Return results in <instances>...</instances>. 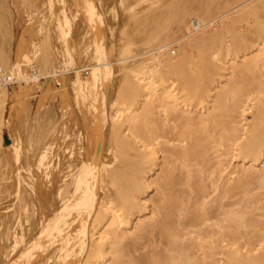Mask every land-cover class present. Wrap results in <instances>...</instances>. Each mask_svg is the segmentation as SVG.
Returning a JSON list of instances; mask_svg holds the SVG:
<instances>
[{
  "label": "bare ground",
  "instance_id": "1",
  "mask_svg": "<svg viewBox=\"0 0 264 264\" xmlns=\"http://www.w3.org/2000/svg\"><path fill=\"white\" fill-rule=\"evenodd\" d=\"M246 72L248 94L236 90ZM0 76V264H123L143 229L168 264H200L210 224H178L170 167L187 177L216 158L235 176L233 151L240 176L264 185V0H0ZM223 258L264 264V245Z\"/></svg>",
  "mask_w": 264,
  "mask_h": 264
},
{
  "label": "rangeland",
  "instance_id": "2",
  "mask_svg": "<svg viewBox=\"0 0 264 264\" xmlns=\"http://www.w3.org/2000/svg\"><path fill=\"white\" fill-rule=\"evenodd\" d=\"M231 6H234V4L228 6L227 9L231 8ZM216 14L218 13H215L214 11L213 16ZM174 48V46L169 47V50H171V53L169 52V54L171 56H176L178 53L176 48ZM173 50H175V54L173 53ZM249 50L250 49L247 50L248 53L250 52L249 56L252 55V57H255L261 51V48L255 47L252 50L253 52ZM239 55L241 56L242 53H239ZM240 56L238 59H241L228 61L224 64L226 68L225 73L230 71L232 72L233 68L237 67L234 63L244 62L245 58L242 59ZM254 71L256 72L257 70L254 69ZM225 77L223 78L224 81L216 83L215 93L212 94V98L216 96L218 89H220L228 80V75ZM248 80V73H243L236 90L244 91L248 94L249 90H251L250 86L246 87L245 84V81L247 82ZM253 95V93L248 95L250 96V100ZM209 103L210 104H207L200 110H195L199 113H207L212 102ZM226 105L227 104L225 103V106ZM97 108V102L91 101L90 104H87L84 112L87 114L89 119L96 121ZM248 115L249 113L246 112V119ZM160 126V118L152 116L150 129H155V127L159 128ZM241 133L242 132L240 131L238 135H241ZM156 147L157 148L153 147L156 160L152 178L155 177L158 179L160 178L159 176H162L164 163L162 160V154L158 149L160 146ZM231 155L233 156L231 157ZM226 158L230 160L231 170L238 169L237 175L230 176L228 171L220 172L217 167L219 163L216 161V158L211 159L206 165L192 164L190 174L187 177L185 170L182 168L170 167L169 171L170 183L167 186L165 194L168 196L173 205H180L181 201H183L182 203H185L184 210L187 213V216L182 221L178 222V224H182L184 227L190 228L192 221L199 224L200 217L203 216L208 218L207 220L209 221L210 227L202 229V232L208 234V237L212 235V245L214 246L209 248L210 243H205V246L200 247L197 250L200 264H224V253L230 248L236 247L239 249L240 253H243L246 250H253L254 248L257 249L260 245H264V185L252 175L241 174L240 176V169L243 166H241L240 161L234 157L233 151H229ZM197 188H201V190L203 189L204 197L202 195V200L194 197V190ZM155 190V186L150 185L149 192L145 198L148 208L147 211L152 210L153 202L157 198ZM238 219H241L242 221L240 225L236 222ZM135 222L136 220L133 221V224ZM135 235L136 243H139L138 245L135 243V246L138 247V249L136 247L132 248L133 252L129 249V255L121 258V260L123 259V264H143V261L147 264H155L154 261L156 260L154 259H157L156 264H168L169 254H167L164 243L161 239H159L157 232H154V234L150 236L147 234L146 229H143L142 231L136 232ZM139 256L140 258H143H141L143 260L142 262ZM152 259L154 260L153 263H151Z\"/></svg>",
  "mask_w": 264,
  "mask_h": 264
},
{
  "label": "built area",
  "instance_id": "3",
  "mask_svg": "<svg viewBox=\"0 0 264 264\" xmlns=\"http://www.w3.org/2000/svg\"><path fill=\"white\" fill-rule=\"evenodd\" d=\"M9 82L8 78H4V76H0V85H5Z\"/></svg>",
  "mask_w": 264,
  "mask_h": 264
}]
</instances>
